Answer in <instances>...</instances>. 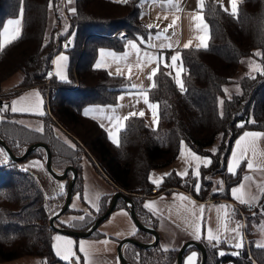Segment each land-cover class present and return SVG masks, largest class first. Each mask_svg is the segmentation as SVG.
I'll return each mask as SVG.
<instances>
[{
	"label": "trees",
	"instance_id": "trees-1",
	"mask_svg": "<svg viewBox=\"0 0 264 264\" xmlns=\"http://www.w3.org/2000/svg\"><path fill=\"white\" fill-rule=\"evenodd\" d=\"M138 1L129 0L125 4L116 0H72V8L76 10L73 13L68 0H0V29L6 18L19 15L21 7L24 10L19 38L0 44V87L18 75L16 86H37L45 99L46 90L40 81L46 69L59 51L68 55L67 78L52 77L57 89L49 90L44 115L33 116L41 120L43 130L19 122L17 118L21 114L0 111L3 117L0 137L16 154L32 142H44L51 152L53 167L74 166L77 173L72 197L82 198V161L87 159L114 190L122 189L130 195L142 222L155 225V214L142 204L145 196L180 188L200 200L230 199L229 188L240 180L243 172V162L236 175L226 169L234 138L244 129L264 133V71H261L264 69V0H242L238 19L224 12L215 0H205L202 13L209 26L207 48L179 49L185 91L180 89L173 74L167 75L171 70L161 65L153 78L156 87L148 92V98L159 105L158 123L151 127L139 116L125 121V128L118 134V147L96 119L84 115L83 107L91 103H115L117 93L131 87L126 76L97 68L94 60L100 48L122 50L128 37L135 34L145 37L152 30L139 19ZM121 29L123 36L117 34ZM255 52L262 56H254ZM241 65L244 67L239 73ZM231 83H236L239 90L227 94L225 86ZM221 99L223 105L219 103ZM241 123L243 128L238 126ZM181 141L192 152L211 159L208 166L200 164L199 192L193 187L195 178H191L192 182L187 176L182 179L175 168L162 174V183L152 182V171L173 163L182 147ZM32 155L43 157L44 151L37 147L26 158ZM23 160L7 157L0 162V262L35 255L41 264L57 261L69 264L54 252V229L48 224L49 215L62 204L67 183L61 194L46 195L35 175L22 166ZM191 170L189 167L188 172ZM166 173L171 175L165 176ZM216 174L223 181V191L218 190L221 185L215 182ZM186 181L191 182L188 187L184 185ZM109 196L99 197L98 211L89 205L87 211L68 205L55 217V222L85 228L103 212ZM120 205L126 207L121 198L115 207ZM259 209H264V195L253 218L261 214ZM67 214L72 216L62 219ZM81 216L83 220L78 219ZM137 230L136 236L151 238L148 231ZM100 233L96 226L88 236ZM202 242L206 251L204 264H221L227 260L233 264H264V248L252 242L248 249L254 261L245 246L238 250L239 254L219 255L216 247H228L223 239L217 242L202 237ZM192 247L198 251L195 263L198 264L200 252L196 246L189 245L184 252ZM122 250L134 264H175L177 248L162 247L158 242L147 247L125 242Z\"/></svg>",
	"mask_w": 264,
	"mask_h": 264
},
{
	"label": "crops",
	"instance_id": "crops-1",
	"mask_svg": "<svg viewBox=\"0 0 264 264\" xmlns=\"http://www.w3.org/2000/svg\"><path fill=\"white\" fill-rule=\"evenodd\" d=\"M217 2V0H215ZM172 3H175L181 9L177 11L175 7L172 6L171 3L165 2V0H156L153 3V0H139V19L140 21L147 27V25H158L159 27L152 28L151 31L147 33L144 38V43L140 41V35H133L128 37L125 41V45L122 50H113L110 48H100L94 60V65L96 66L98 63L101 64L102 68L107 69L111 73H116L117 67L121 69L124 73L123 76L128 77L131 76L130 85L135 84L138 86H143L147 88L149 85V80L147 76L151 71V68L156 66V61L154 60L150 65L141 63L139 67H137V59H136V50L128 46V41L133 40L136 41L137 44L140 45L141 54L144 51H147L150 55L154 54H161L164 61L170 63L171 55L175 54L179 51L180 48L183 47L185 43L191 40V46L196 47L197 44H201L202 41L200 37H206V42L209 37V26L206 20L204 19L203 13V20L202 21H193L192 16L196 14V10L198 7L197 0H172ZM223 4L225 6L229 5V0H223ZM157 16L161 17V19L157 20ZM167 16V19L164 17ZM178 17L176 20V24L174 28H169L166 34H161L160 38L157 39L156 33L164 28H167L169 24L172 23L173 19ZM21 19L22 25V17L19 15L14 17H8L4 20L2 27L0 29V44H5V35H4V28H8V35L7 39L11 40L12 36L15 35V28L16 25H8V20L10 19ZM200 24V28H196V24ZM207 25V28H204V25ZM21 25L19 26L21 29ZM165 35L169 39H165ZM171 43L172 47H164L161 48L159 45ZM101 49L104 50L103 54L101 53ZM180 52V51H179ZM65 55L68 57L65 51H59L56 53L52 58V68H53V77L57 80H61L59 76L56 74L57 69L56 65L53 63L54 60L59 55ZM114 54V55H113ZM126 57V58H125ZM163 65V64H162ZM177 67L180 68V62H177ZM131 68V71H129ZM183 69V67H182ZM172 71L173 77L176 75V70L170 69ZM181 74L179 79L181 80ZM63 75L67 78L68 75V59L66 62L63 63ZM18 75L11 77L10 80L4 82L0 90H3L1 94L5 97L4 99L0 96V104L8 103L11 104L13 100L19 99L21 96L25 97V100L22 102V106L32 107V111L27 112H14L21 114L18 116V120H29V118H34V115H39L38 111L45 110V99L44 96L37 86H29V87H18L16 86V80ZM65 80V79H64ZM176 81V80H175ZM177 83V82H176ZM39 91L40 97L42 98V103H40V107L38 110L35 109V105L38 103L37 98L34 96V93ZM134 90L131 89H123L120 90L116 95V102L115 103H108V104H86L83 107V113L85 109H105L104 112L100 111H90L89 115L100 125H104V130L108 138L111 140L109 136V121L105 118L107 115H126L130 111H137L143 110L145 112L144 119L148 123L149 126L155 127L156 124L153 123L151 110L145 105L141 99L140 103H136V100L139 98L135 95L130 96L129 93L133 92ZM7 94V95H6ZM124 96L122 101H118V97ZM150 100V99H149ZM150 102L156 103L152 100ZM123 105V107L118 108L115 113L108 112V106L115 107L117 104ZM132 105H135L133 108ZM10 111V110H8ZM12 112V111H10ZM158 116V113H157ZM245 131L249 132H260L257 129H244L242 130L233 140L231 144V148L226 160V169L228 165L232 161L233 153H239V149L236 147V141L240 136L243 135ZM252 138H249V141ZM112 141V140H111ZM249 141H245L244 145L247 146ZM113 142V141H112ZM252 147L255 149V156H253L251 149L248 152L249 158L253 160L254 168L253 170L249 171L246 168V161L243 162V172L240 180L232 184L229 188L230 199H223V198H208L206 200H200L193 197L187 191L174 188L170 191H159L151 195H147L143 198L142 204L145 207V204L148 202H154L150 205V207H145L146 209L150 210L156 216V223L155 226L159 232L158 243L162 247H178L180 243L187 238H195L193 232L196 224H199L201 228V240L202 237L206 238L207 235V228L210 226L213 230L214 235H218L220 239H223L224 242L228 245L229 248H235L234 245L237 243V240L234 239L236 235L232 232V229H235L237 224L242 226L240 228V234L243 237V241L247 236L245 230L251 234L249 235L250 241L253 240L254 244H261V238L259 237V227L253 223H251V219L253 216L249 210H243L239 213L236 209L235 205L239 204L240 202L233 198L231 195V189L237 187L241 182L242 178L245 175H250L253 177L252 181H243L245 185L244 193L247 195H255L257 197L254 204V209L257 207V203L261 197V189L257 187V185L264 183V171L256 170V166L264 167V137H256L253 141ZM180 148L179 154L181 153ZM0 149L1 146H0ZM3 150V149H2ZM185 153L188 151V147L184 148ZM178 157V156H177ZM7 158L4 150L0 151V162L4 161ZM33 164H39L40 166L34 167ZM240 165V164H239ZM22 166L28 170H30L35 177L37 178L42 190L46 195H58L61 194L65 189V184L68 182L65 179H57L53 177L45 168L44 159H42L38 155H32L26 158L22 162ZM176 169V167H174ZM57 172H60L58 169L54 168ZM160 169V168H159ZM154 169V171L159 170ZM170 169V168H169ZM168 169V170H169ZM167 170V168H166ZM177 170V169H176ZM152 171V172H154ZM179 171V170H177ZM166 172V171H165ZM152 174V173H151ZM82 175H83V186H82V198L77 196L75 197V202L73 208H80L84 205H97L98 199L101 195L104 194H111L114 189L112 185L103 178L92 166V164L87 160L83 159L82 161ZM152 179V178H151ZM251 182V185L249 184ZM62 186V190L60 189ZM90 189V190H88ZM89 191V192H88ZM90 193L92 197H90ZM181 195L186 197L187 199H181ZM92 198V199H90ZM96 198V203H93V200ZM247 198V197H246ZM74 199V198H73ZM73 199L71 201H73ZM90 199V201H89ZM195 202L194 211L196 215H192L193 205L191 202ZM204 206V213L203 216H200L199 206ZM225 205L227 206L223 210H219V206ZM233 210H235L233 212ZM261 214L258 216V219L261 220L264 218V210L260 211ZM71 215L72 214H67ZM70 216V217H71ZM218 216L220 220H218ZM247 219L250 221L251 226L246 225L245 228V221L242 222L241 218ZM68 218V217H67ZM223 225V226H221ZM244 226V229H243ZM97 229L101 232L97 236H85L75 239L70 235H65L62 232L54 231L52 246L54 244H58L63 248L64 243L67 240H71L72 243V251L78 252L79 264H120L117 251H116V244L120 237L124 235L133 234L136 235L139 233L137 230V226L131 219V216L128 211V207L123 205L115 207L109 214H107L97 225ZM57 235L62 237L61 241H55L54 237ZM207 239V238H206ZM252 242V243H253ZM244 243V242H243ZM83 244L87 255L85 252H81L79 250L80 245ZM124 243L121 245L123 249ZM54 249V247H53ZM236 249V248H235ZM56 253V251L54 250ZM195 252L196 256L193 258L192 264L196 263L198 251L195 248H189L186 252H184L182 256V264H188V257ZM75 253V252H74ZM61 258V256H59ZM54 264H63L62 262H55Z\"/></svg>",
	"mask_w": 264,
	"mask_h": 264
},
{
	"label": "snow or ice",
	"instance_id": "snow-or-ice-1",
	"mask_svg": "<svg viewBox=\"0 0 264 264\" xmlns=\"http://www.w3.org/2000/svg\"><path fill=\"white\" fill-rule=\"evenodd\" d=\"M69 4H71L72 0H68ZM116 2L118 3H128L129 0H116ZM156 0H153V3H155ZM165 2L167 3H171L173 7L176 8L177 11H180L181 9L179 8V6L175 3H172V0H165ZM217 3L219 5V7L224 11V12H227L229 13L230 15H232L234 18H239V4L242 3V0H229V5L228 6H225L223 4V0H217ZM197 4H198V7H197V10H196V14L192 16V20L193 21H202L203 20V16H202V12H203V9L205 7V0H197ZM51 6V5H50ZM23 8L21 7L20 11H19V16L22 17L23 16ZM70 11H72L73 13H75V8H70ZM161 19V17L157 16V20ZM164 19H167V16L164 17ZM178 19V17L174 18L172 23L169 24L167 26V28H164L160 31H158L156 33V36H157V39L160 38L161 34H166L168 29L169 28H174L175 24H176V20ZM8 25H16L17 27L15 28V35L12 36V40H15V39H18L19 36H20V32H21V29H20V25H21V19H10L8 20ZM147 27L149 29L151 28H158L159 26L158 25H147ZM196 28L199 29L200 28V24L197 23L196 24ZM204 28L206 29L207 28V25L205 24L204 25ZM66 30V29H65ZM4 35H5V44L7 43H11V40H8L7 39V35H8V28L5 27L4 28ZM141 43H144V38L143 37H140L139 38ZM165 39H169L166 35H165ZM202 43L201 44H197L196 47L199 48V47H204V48H207V43L206 42H203V41H206V37H200ZM192 42L191 40H189L187 43H185L183 45V48L184 49H187L191 46ZM128 46L135 49L136 50V59H137V67L140 66L141 63L143 64H147V65H150L154 60L156 61V66L151 68V71L149 72L148 76H147V79L149 80V85L147 88H144L143 86H140L138 88L137 85L135 84H132L131 85V89H133L134 91L133 92H130L129 95L132 96V95H135L137 97H139L137 100H136V103H140L141 102V99L143 101V103L145 105L148 106V108L151 110V114H152V119H153V123L156 124L158 123V116H157V109L159 107L158 103H153V102H150L149 98H148V92L155 88L156 85L153 81V78L157 75V73L159 72V69L161 68V65L163 64V66L165 68H169V69H174L176 70V75L173 77V79L176 80L177 84L179 85L180 89L182 91H185L184 89V84H183V81L179 79L180 77V73L181 71L183 70L182 69V58L180 56V52L177 51L175 54L171 55V57L169 58L170 59V63L164 61L163 57L161 54H154V55H150L147 51H144L142 54H141V49H140V45L136 43V41H133V40H129L128 41ZM2 47V46H0ZM65 47H67V44L65 45ZM159 47L161 48H164V47H168V48H171L172 47V44L171 43H167V44H161L159 45ZM104 50L101 49V53L103 54ZM114 55V54H113ZM254 56H262V54L260 52H255L253 53ZM126 58V57H125ZM68 59L67 56L61 54L59 55L56 60L53 61V63L56 65V69H57V72L56 74L59 76V78L61 80H64L66 79V77L63 75V63L66 62ZM180 62V65L181 67L178 68L177 67V62ZM102 65L101 64H97L96 67L99 68L101 67ZM129 71H131V68H129ZM261 71H264V69H262ZM116 75H124V73L121 71V69L119 67H117L116 69ZM49 76L52 75L51 72L48 73ZM167 75L169 76H172V71H169L167 73ZM249 76H251V73H249ZM129 80L131 79V76L129 75L127 77ZM251 78H254V77H251ZM225 92L228 91V89H224ZM34 96L37 98L38 100V103L35 105V109L38 110L39 107H40V103H42V98L40 97V93L39 91H36L34 93ZM231 97H229L230 99ZM124 99V96H120L118 97V101H122ZM25 100V97L21 96L19 99L17 100H13L11 102V104H8V103H4L2 104V106H0V111H7V110H10L12 112H27V111H32L33 108L32 107H26V106H22V102ZM219 103L221 105H223L224 103V100L221 99L219 101ZM123 107V105L121 104H117L115 107L113 106H108V109L107 111L108 112H112V113H115L116 110L118 108H121ZM132 107L134 108L135 105H132ZM90 111H100V112H104L105 109L103 108H100V109H85L84 110V115H89V112ZM38 114L39 115H44L43 111H38ZM220 115L222 116L223 115V112L221 111ZM136 116H139V117H144L145 116V112L143 110H140L139 112L137 111H130L128 112L126 115H123V116H120V115H107L105 118L109 121V136L111 138V140L116 144V146H120V140H119V137H118V134L119 132L125 128V121H128L130 120L132 117H136ZM3 117H0V119H2ZM250 123H254V121H249ZM239 127L243 128L244 127V124L241 123L238 125ZM101 127H104V125L102 124ZM43 129L42 128H38L37 131H42ZM261 136H264V133H260V132H249V131H245L243 133L242 136H240L238 138V140L236 141V147L240 150L239 153L237 154L236 152L233 153V157H232V161L231 163L228 165L227 167V171L229 174L231 175H236L237 173V168L239 167V164L241 163V161H246V168L251 171L253 170L254 168V163H253V160L249 158V155H248V152L249 150L251 149L252 151V154L253 156H255V149L254 147H252V144H253V141L256 137H261ZM249 138H252V140L249 141ZM245 141H249L248 142V145L247 146H242L244 145ZM181 144L183 145V148L181 150V153L180 155L183 157L185 156V151H184V148H186L187 146L184 145V142L181 141ZM0 151H3L2 149H0ZM216 149H213V152H215ZM187 155L189 157H191L192 160H195L197 163H196V166H195V171L193 172V176L195 177L197 183L194 184V190L199 192L201 190V187H200V164H204L205 166H208L211 164V159L210 158H201L200 156H198L196 153L192 152L190 149H188L187 151ZM7 159V158H6ZM34 167H38L40 166L39 164H33ZM27 170V169H25ZM256 170L258 171H264V167L262 166H256ZM171 173H166L165 176H170ZM177 175H179L182 179L186 176H188V169L186 168L184 171H181V172H178ZM164 177H160L159 179H154L152 182L153 184H160L162 183ZM253 180V177L250 176V175H245L243 178H242V182L237 186V187H234L232 188L230 191H231V195L233 196V198H235L236 200H238L240 203L242 204H247L249 205L250 207L252 206L253 203H255L257 197L255 195H247L246 193H244V188H245V184L243 183V181H252ZM221 187H219V191H223V187H222V184H223V181H220L219 182ZM258 188H260L262 191H261V195H264V183H261L259 185H257ZM58 190H62V186H60V189ZM214 191H217V189H214ZM247 197V198H246ZM181 199H187L186 197H183L181 195ZM154 202H148L145 204V207H150L151 204H153ZM191 204L193 205V211H192V215L195 216L196 215V212L194 211V208H195V202H191ZM94 207H96L95 205H93ZM227 206L225 205H221L219 206V210H223L225 209ZM96 210L98 211L99 208L96 207ZM235 210H233L234 212ZM199 212H200V216L202 217L203 216V213H204V206L201 205L199 206ZM53 215H58L57 213L53 212ZM78 219L80 220H83L84 217L81 216L79 217ZM218 220H220V217L218 216ZM223 226V225H221ZM242 226L240 224H237L236 228L235 229H232V232H234L236 235L234 236V239L237 240V243H235L234 247L236 249H240L244 246V243H243V237L242 235L240 234V228ZM195 238L197 240L201 239V228L199 226V224H196L195 228H194V232H193ZM206 238L209 240V241H219L220 240V237L218 235H214L213 234V230L212 228L209 226L207 228V235H206ZM54 240L55 241H61L62 240V237L57 235L56 237H54ZM72 241L71 240H67L65 243H64V246L63 248H61L60 245L58 244H54L53 247H54V250L56 251V254L58 256H61V258L64 260V261H68L69 264H71V260L74 258L76 261H79V257L78 256H75V253L72 251ZM257 247H261V248H264V244H257L256 245ZM79 250L81 252H85V254L87 255V252L85 250V247L83 244L80 245V248ZM167 250V249H165ZM219 255H224L225 253L223 251H220L218 253ZM234 254H239L238 252L237 253H234ZM196 256V253L193 252L192 255L190 257H188V264H192V261H193V258Z\"/></svg>",
	"mask_w": 264,
	"mask_h": 264
},
{
	"label": "water",
	"instance_id": "water-1",
	"mask_svg": "<svg viewBox=\"0 0 264 264\" xmlns=\"http://www.w3.org/2000/svg\"><path fill=\"white\" fill-rule=\"evenodd\" d=\"M0 146L3 148L6 156L12 160H23L27 157V155L31 151H33L37 147H40L44 151L45 168L53 177L57 179H65L67 175L70 173L68 177L69 179L66 185L63 202L57 208V210L54 211L58 215L62 214L68 207L71 201V198H72V187H73V183H74L76 173H77L76 168L68 164V165H65L60 172H57L51 163V152L49 150V147L46 145V143L41 142V141H35V142H32L26 145L24 149L20 153H17V154L14 153L10 149L8 144L1 137H0ZM119 198H121L125 202L126 207H128L129 214L131 216V219L135 223V225L138 228L148 231L151 234L150 239H143L133 234L124 235L118 239L117 244H116V251H117L120 264H134L124 255L121 245L125 242H132L141 247H147L150 245H154L158 242L159 232L155 225L146 224L138 218L137 214L135 213L134 202L132 198L130 197V195L125 190H122V189L114 190L110 194L103 212L98 214L94 218V220L85 228H71L68 226L59 225L55 222V217L58 215H53V213L50 214L48 217V224L54 230L59 231V232H64V233L72 234L75 236L89 235L90 232L98 225V223L115 208L116 202ZM189 245H194L199 249L200 256H199L198 264H204L205 259H206V251H205L203 242L201 240H197L196 238H191V237L184 239L180 243V245L177 247V251L175 254V264H182L183 253L186 247Z\"/></svg>",
	"mask_w": 264,
	"mask_h": 264
},
{
	"label": "rangeland",
	"instance_id": "rangeland-1",
	"mask_svg": "<svg viewBox=\"0 0 264 264\" xmlns=\"http://www.w3.org/2000/svg\"><path fill=\"white\" fill-rule=\"evenodd\" d=\"M68 5L72 8V6H73V3L71 2V4H69V2H68ZM117 34H119V35H124V29H121L120 31H118L117 32ZM243 67H244V65H241L239 68H238V71H239V73H240V71H241V69H243ZM1 87H2V85H1ZM1 87H0V89H1ZM225 88L226 89H228V91L226 92L227 94H230V93H232V92H237L238 90H239V87H238V85L236 84V83H231V84H229V85H226L225 86ZM1 92H3V90H0V96H1V98H5L2 94H1ZM7 95V94H6ZM47 109V108H46ZM18 119V118H17ZM40 119H38V118H29V120H19V122H22V123H26L27 125H30V126H36L37 128H41V120L39 121ZM42 149V148H41ZM43 150V149H42ZM198 156H200L201 158H205L204 156H201V155H198ZM42 159H44V156L43 157H41ZM26 159V158H25ZM24 159V160H25ZM23 160V161H24ZM196 161L195 160H192L191 159V157H189L188 155H187V153H185V156H181V155H178V157H176V159L173 161V163L170 165V166H165V167H163V168H158L159 170H156V171H154V172H152V174H151V178H152V180H154V179H159L161 176H162V174L163 173H165V171L167 172L168 171V169L169 168H174V167H176V169L177 170H179L178 172H181V171H184L186 168L188 169L189 167H191V171L192 172H188V178L190 179V181L192 180L191 178H195L194 176H193V172L195 171V166H196ZM55 168V167H54ZM166 168H167V170H166ZM56 169H58V168H56ZM59 171H61L62 169H58ZM189 174H191V175H189ZM222 178V177H221ZM215 179H216V183H218V182H220V176L218 175V174H216L215 175ZM188 180V179H187ZM189 181V180H188ZM188 181H186L185 183L186 184H184V185H186L187 187L191 184V182H188ZM195 182L197 183V181H196V179H195ZM196 183H194V184H196ZM250 185H251V182L249 183ZM245 185H247V184H245ZM217 186H219L218 184H217ZM88 190H90V189H88ZM89 192V191H88ZM90 197H92V194L90 193ZM74 198V199H73ZM71 199H73V201H71L70 202V206L71 207H73V205H74V202H75V197H72ZM90 199H92V198H90ZM90 199H89V201H90ZM94 199V198H93ZM63 202V201H62ZM93 203H96V198L93 200ZM73 204V205H72ZM97 205H98V203H97ZM97 205H96V207H97ZM89 206H91V205H89ZM92 208H94V209H96V207H94V206H91ZM80 208H82V209H84L85 211H87V208H86V205H84V206H81ZM262 209H259V212L261 211ZM264 210V209H263ZM250 212H252V214H249L250 216H253L255 213H256V210L255 209H253V210H249ZM261 213V212H260ZM64 215V214H63ZM71 215H65V217L64 216H62V219H67V217H70ZM258 217H256L255 219H257ZM254 219V218H253ZM253 219H251V223H253V224H255V225H257L258 227H259V233H258V235H259V237L261 238V241H259V242H261V244H264V218L261 220L260 218L258 219V221H257V223H256V220H253ZM243 220V221H242ZM241 221L242 222H244L245 221V228H246V225H249V226H251V223H250V221H248L247 219L245 220L243 217L241 218ZM239 224H240V222H239ZM243 229H244V226H243ZM55 231V230H54ZM54 231H53V234H54ZM245 232H246V234H247V236L245 237V239H244V246H245V248H246V250H247V252H248V256L250 257V258H252L251 257V255H250V252H249V249H248V244H249V242H253V240L252 241H250V239H249V235L251 234V231H250V233L248 232V230H245ZM63 234H67V235H70V236H72V237H75V239H78V238H80V237H85V236H88V235H82V236H75V235H72V234H68V233H64V232H62ZM254 243V242H253ZM243 246V247H244ZM242 247V248H243ZM242 248H240V250L242 249ZM216 250H217V253H219L220 251H223L224 253L225 252H229V253H237L238 252V250L239 249H235V248H229V247H226L225 245H221V246H218V247H216ZM75 252V254H77V256H79L78 255V252L77 251H74ZM252 260L254 261V259L252 258ZM58 262V261H57ZM63 263V262H62ZM0 264H41V262H40V260L38 259V257L37 256H35V255H25V256H22V257H20V258H15V259H12V260H9L8 262H0ZM64 264V263H63ZM221 264H233V262L231 261V260H227V261H223V262H221Z\"/></svg>",
	"mask_w": 264,
	"mask_h": 264
},
{
	"label": "built area",
	"instance_id": "built-area-1",
	"mask_svg": "<svg viewBox=\"0 0 264 264\" xmlns=\"http://www.w3.org/2000/svg\"><path fill=\"white\" fill-rule=\"evenodd\" d=\"M51 72L52 75L49 76L48 73ZM52 77H53V68H52V65L49 66L47 69H46V74L42 77L41 81H40V84L42 86H44L45 90H46V96H45V103L47 104L48 103V92L50 89H52L53 91L57 89V84H55L53 81H52ZM236 209L240 212H242L243 210H253L254 209V204H252V206L250 207L249 205L247 204H242V203H239V204H236L235 205ZM75 256H77V254H75ZM71 264H79V261H76L74 258L71 260Z\"/></svg>",
	"mask_w": 264,
	"mask_h": 264
}]
</instances>
